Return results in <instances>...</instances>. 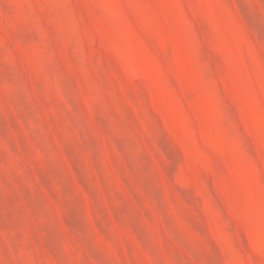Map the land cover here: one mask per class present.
Wrapping results in <instances>:
<instances>
[{"label":"rangeland","instance_id":"1","mask_svg":"<svg viewBox=\"0 0 264 264\" xmlns=\"http://www.w3.org/2000/svg\"><path fill=\"white\" fill-rule=\"evenodd\" d=\"M0 264H264V0H0Z\"/></svg>","mask_w":264,"mask_h":264}]
</instances>
